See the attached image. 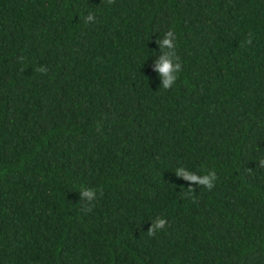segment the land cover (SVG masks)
<instances>
[{
  "label": "trees",
  "instance_id": "obj_1",
  "mask_svg": "<svg viewBox=\"0 0 264 264\" xmlns=\"http://www.w3.org/2000/svg\"><path fill=\"white\" fill-rule=\"evenodd\" d=\"M261 158L264 0H0V264H264Z\"/></svg>",
  "mask_w": 264,
  "mask_h": 264
},
{
  "label": "clouds",
  "instance_id": "obj_2",
  "mask_svg": "<svg viewBox=\"0 0 264 264\" xmlns=\"http://www.w3.org/2000/svg\"><path fill=\"white\" fill-rule=\"evenodd\" d=\"M104 0H102V3ZM108 4L114 3V0H107ZM84 23H95L96 16L94 13H89L83 18ZM156 43L161 49V54L159 59L155 62V71L160 74L162 78L164 90H170L179 79V73L182 71V62L180 56L177 54V36L174 29H169L163 36L162 39L157 40ZM253 43L252 35L249 34L248 39L244 42V45L250 46ZM243 46V45H242ZM36 71L41 73H47L48 69L41 66L36 69ZM257 170H264V158H261L258 162ZM256 170V171H257ZM252 169H247L249 174L256 172ZM175 176L177 178H182L183 180L189 182L190 184H197L203 188H207L211 191L215 187V181L217 180V174L215 171H208L206 174L198 175L193 171L188 170L186 167H178L175 170ZM181 198H186L191 196L195 190L191 187L183 188ZM79 194L81 197V203L79 206L83 212H91L94 207L95 201L98 198V192L95 188H89L86 186H81L79 189ZM168 224L165 218L157 217L151 227L147 231V235L152 237L160 230H163Z\"/></svg>",
  "mask_w": 264,
  "mask_h": 264
}]
</instances>
